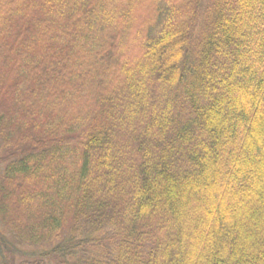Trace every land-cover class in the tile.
I'll return each instance as SVG.
<instances>
[{
	"label": "trees",
	"instance_id": "obj_1",
	"mask_svg": "<svg viewBox=\"0 0 264 264\" xmlns=\"http://www.w3.org/2000/svg\"><path fill=\"white\" fill-rule=\"evenodd\" d=\"M0 264H264V0H0Z\"/></svg>",
	"mask_w": 264,
	"mask_h": 264
},
{
	"label": "rangeland",
	"instance_id": "obj_2",
	"mask_svg": "<svg viewBox=\"0 0 264 264\" xmlns=\"http://www.w3.org/2000/svg\"><path fill=\"white\" fill-rule=\"evenodd\" d=\"M3 155H4L3 150H2V148H0V159L3 157ZM1 166H2V164H0V173L2 170Z\"/></svg>",
	"mask_w": 264,
	"mask_h": 264
}]
</instances>
